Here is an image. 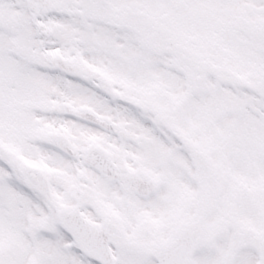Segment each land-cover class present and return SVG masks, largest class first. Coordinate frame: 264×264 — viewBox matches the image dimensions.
<instances>
[{
  "label": "snow or ice",
  "instance_id": "1",
  "mask_svg": "<svg viewBox=\"0 0 264 264\" xmlns=\"http://www.w3.org/2000/svg\"><path fill=\"white\" fill-rule=\"evenodd\" d=\"M0 264H264V0H0Z\"/></svg>",
  "mask_w": 264,
  "mask_h": 264
}]
</instances>
